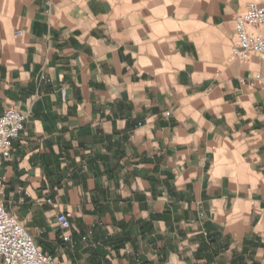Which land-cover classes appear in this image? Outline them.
Segmentation results:
<instances>
[{"label": "crops", "instance_id": "crops-1", "mask_svg": "<svg viewBox=\"0 0 264 264\" xmlns=\"http://www.w3.org/2000/svg\"><path fill=\"white\" fill-rule=\"evenodd\" d=\"M250 3L0 0V113L28 117L0 201L58 264H264Z\"/></svg>", "mask_w": 264, "mask_h": 264}, {"label": "built area", "instance_id": "built-area-1", "mask_svg": "<svg viewBox=\"0 0 264 264\" xmlns=\"http://www.w3.org/2000/svg\"><path fill=\"white\" fill-rule=\"evenodd\" d=\"M234 26L236 39L232 47L233 56L240 61H246L255 53L264 60V3L248 4L243 13L236 15ZM252 81L259 82L264 89V71ZM27 120V115L14 107L0 113V163L12 158L14 143L25 131ZM71 218V214L65 212L56 216V224L63 233L64 242L71 241ZM0 264H58L54 256L44 253L35 244L26 227L6 210L1 201Z\"/></svg>", "mask_w": 264, "mask_h": 264}]
</instances>
